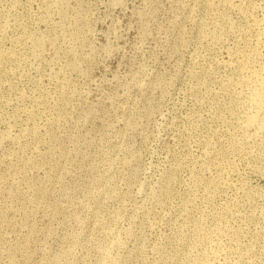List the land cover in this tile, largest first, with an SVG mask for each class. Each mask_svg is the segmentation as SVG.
Wrapping results in <instances>:
<instances>
[{
  "label": "rangeland",
  "instance_id": "374dc122",
  "mask_svg": "<svg viewBox=\"0 0 264 264\" xmlns=\"http://www.w3.org/2000/svg\"><path fill=\"white\" fill-rule=\"evenodd\" d=\"M259 93L264 0H0V264H264Z\"/></svg>",
  "mask_w": 264,
  "mask_h": 264
},
{
  "label": "bare ground",
  "instance_id": "6f19581e",
  "mask_svg": "<svg viewBox=\"0 0 264 264\" xmlns=\"http://www.w3.org/2000/svg\"><path fill=\"white\" fill-rule=\"evenodd\" d=\"M263 91V90H262ZM255 95V94H254ZM251 97H252V95H251ZM255 101L254 102H256L257 103V106H259L258 104H261V105H263V103H264V99H263V96H262V94L261 93H259V94H256L255 96ZM253 97V98H254ZM252 105V104H251ZM255 108H257V107H255ZM253 109V108H252ZM260 111H261V108H260ZM259 112V111H258ZM253 115V114H252ZM258 117H255V115H253V116H251V117H249V120H248V123L250 124V125H254V124H256L257 122H258V119H257ZM247 124V123H246ZM262 124V123H261ZM257 126H258V123H257Z\"/></svg>",
  "mask_w": 264,
  "mask_h": 264
}]
</instances>
